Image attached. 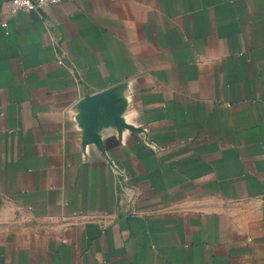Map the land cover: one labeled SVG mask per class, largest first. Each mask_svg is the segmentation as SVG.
I'll use <instances>...</instances> for the list:
<instances>
[{
    "label": "crops",
    "instance_id": "0c3cea01",
    "mask_svg": "<svg viewBox=\"0 0 264 264\" xmlns=\"http://www.w3.org/2000/svg\"><path fill=\"white\" fill-rule=\"evenodd\" d=\"M0 264H264V0H0Z\"/></svg>",
    "mask_w": 264,
    "mask_h": 264
},
{
    "label": "built area",
    "instance_id": "2783aa9c",
    "mask_svg": "<svg viewBox=\"0 0 264 264\" xmlns=\"http://www.w3.org/2000/svg\"><path fill=\"white\" fill-rule=\"evenodd\" d=\"M11 3L12 11L17 12L20 10L31 11L41 10L47 6L57 4L62 0H9Z\"/></svg>",
    "mask_w": 264,
    "mask_h": 264
}]
</instances>
